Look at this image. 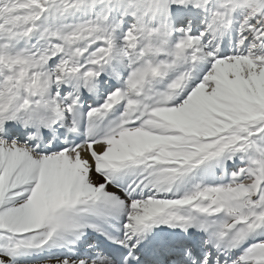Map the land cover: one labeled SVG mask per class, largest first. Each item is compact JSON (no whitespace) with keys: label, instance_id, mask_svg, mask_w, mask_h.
Returning a JSON list of instances; mask_svg holds the SVG:
<instances>
[{"label":"snow or ice","instance_id":"obj_1","mask_svg":"<svg viewBox=\"0 0 264 264\" xmlns=\"http://www.w3.org/2000/svg\"><path fill=\"white\" fill-rule=\"evenodd\" d=\"M0 264H264V0H0Z\"/></svg>","mask_w":264,"mask_h":264}]
</instances>
